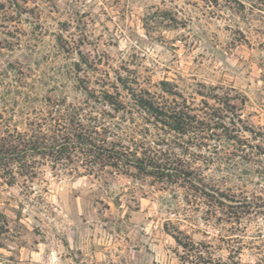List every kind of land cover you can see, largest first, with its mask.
<instances>
[{
  "label": "rangeland",
  "instance_id": "374dc122",
  "mask_svg": "<svg viewBox=\"0 0 264 264\" xmlns=\"http://www.w3.org/2000/svg\"><path fill=\"white\" fill-rule=\"evenodd\" d=\"M118 81L166 84L206 130L121 120L83 89ZM72 106L68 128L136 132L189 178L83 151L0 160V264H264V0H0V146Z\"/></svg>",
  "mask_w": 264,
  "mask_h": 264
},
{
  "label": "trees",
  "instance_id": "16d2710c",
  "mask_svg": "<svg viewBox=\"0 0 264 264\" xmlns=\"http://www.w3.org/2000/svg\"><path fill=\"white\" fill-rule=\"evenodd\" d=\"M96 83L95 85L97 86L95 88L84 86V91L89 98L109 106L114 112L118 113L121 111V120H124L125 117L130 120L137 116L159 125L166 129L168 133L172 132L177 136L190 135L195 133V131L203 133L206 130L204 123L201 122L202 119L199 118L198 110L187 103V100L179 92L167 88L166 84H163L161 88L164 95L159 97L152 95L147 90L135 89L126 82L118 81L116 85H110L105 82H102V85L98 84V82ZM121 90L125 91L126 97L122 96ZM124 97L127 101L124 100ZM215 99L219 110H223L225 113L231 111L232 107L228 100ZM54 105L56 107L59 106L58 103H54ZM71 108L73 113L70 111L63 113L58 108L59 114L54 119V124H49L47 127L44 124H39L38 130H35V133L31 134L27 140L17 130L12 132L5 127L1 138L3 143L0 146V160L15 161L20 168L27 166L28 170H33V165H30L28 157L34 154H42L44 156L57 154L58 158H61L62 156L69 157L73 152L83 151L92 156L98 155L109 165L132 166L139 171L160 173L162 178L171 177L168 171L173 172L176 179L179 177L189 178L190 166L186 167L175 162L170 164L167 162L168 158L167 161L163 160L158 155L161 154L162 150L156 149L136 138V132L129 133L123 129L120 132L121 136H119L116 131H111L109 136H115L119 140L129 142L128 144H123L122 142L109 141L107 137L103 139L93 138L94 132L68 128L67 126L75 127L84 118L80 114L75 113L81 107H76V111H74L75 106ZM98 114L95 113L92 117L85 118L93 122V124L101 122L98 119L99 117H97ZM228 118L232 119L231 117ZM212 119H215L217 123L222 118L216 115ZM220 125L227 127L221 122ZM95 133L97 132L95 131ZM58 158L56 157V159ZM165 171H167L166 174H164ZM198 184H201V180H198ZM218 199L222 200L224 198L218 196ZM238 262L236 260L232 264H237Z\"/></svg>",
  "mask_w": 264,
  "mask_h": 264
}]
</instances>
